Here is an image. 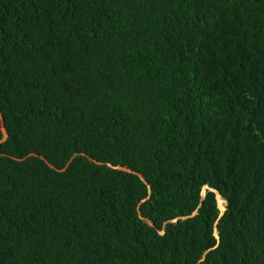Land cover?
<instances>
[{"label":"trees","instance_id":"trees-1","mask_svg":"<svg viewBox=\"0 0 264 264\" xmlns=\"http://www.w3.org/2000/svg\"><path fill=\"white\" fill-rule=\"evenodd\" d=\"M0 264H264V0H0Z\"/></svg>","mask_w":264,"mask_h":264},{"label":"rangeland","instance_id":"rangeland-1","mask_svg":"<svg viewBox=\"0 0 264 264\" xmlns=\"http://www.w3.org/2000/svg\"><path fill=\"white\" fill-rule=\"evenodd\" d=\"M4 134H5V132H4ZM218 205H219V210H220L221 214L226 211V207H227L226 201H223L222 205H221V202H218ZM216 236H217V233H216Z\"/></svg>","mask_w":264,"mask_h":264},{"label":"water","instance_id":"water-1","mask_svg":"<svg viewBox=\"0 0 264 264\" xmlns=\"http://www.w3.org/2000/svg\"><path fill=\"white\" fill-rule=\"evenodd\" d=\"M4 131H5V130H4ZM5 133H6V131H5ZM207 189H208V188H205V189H204L203 194H202L203 196H205V193H206V190H207ZM220 197H221V196H220ZM225 212H226V211H225ZM225 212H223V213L221 214V216H223V215L225 214ZM150 225H152V224H150ZM217 238H219V237H218V233H217Z\"/></svg>","mask_w":264,"mask_h":264}]
</instances>
